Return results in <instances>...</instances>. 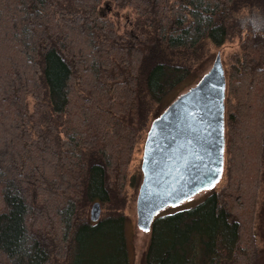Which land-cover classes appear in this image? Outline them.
Here are the masks:
<instances>
[{"label": "trees", "instance_id": "obj_1", "mask_svg": "<svg viewBox=\"0 0 264 264\" xmlns=\"http://www.w3.org/2000/svg\"><path fill=\"white\" fill-rule=\"evenodd\" d=\"M103 3L130 12V32L100 16ZM263 37L264 0H0V264H129L132 153L208 46L234 40L223 183L189 208L159 212L141 264H264L254 240Z\"/></svg>", "mask_w": 264, "mask_h": 264}, {"label": "water", "instance_id": "obj_2", "mask_svg": "<svg viewBox=\"0 0 264 264\" xmlns=\"http://www.w3.org/2000/svg\"><path fill=\"white\" fill-rule=\"evenodd\" d=\"M225 79L219 55L194 86L150 122L142 144L141 181L135 199V225L148 232L154 217L203 191L223 172ZM100 216L98 203L89 222ZM147 229V230H145Z\"/></svg>", "mask_w": 264, "mask_h": 264}, {"label": "rangeland", "instance_id": "obj_3", "mask_svg": "<svg viewBox=\"0 0 264 264\" xmlns=\"http://www.w3.org/2000/svg\"><path fill=\"white\" fill-rule=\"evenodd\" d=\"M100 16H103L109 20H111L118 31L119 34L124 32H130V20L132 19V15L129 11H117L112 8L109 3L102 4L99 8ZM264 38V37H263ZM209 49V57L203 65L194 67L191 75L178 83L175 87H173L167 95L164 96L162 102L160 103L161 109H165L170 103H172L177 97L186 92L192 86L196 84V82L200 79V77L210 68L212 61L216 55H219L220 61L224 71V79H226L228 74V68L230 66V62L228 60V55L237 51L238 49V41L234 40L229 43H224L219 48H214L211 45L208 46ZM253 58V57H252ZM255 58V57H254ZM258 58V57H257ZM226 76V77H225ZM226 83V82H225ZM142 143H139L132 153V158L127 166V179L129 182H126L124 193L127 197L128 203L126 211L124 212L126 215V221L124 225V235L126 239V245L128 250V258L129 264H141V258L143 252L146 247L148 233L139 231L135 225V199L137 194V189L134 190L130 185V179L133 181L138 179L139 175V184L141 181V173H140V160H141V150ZM140 173V174H139ZM223 183L222 178H220L219 182L214 186V189H217L219 185L221 186ZM208 191H203L192 197L191 199L181 203L176 207H169L163 210L160 213L169 214L174 211H179L185 208L191 207L193 204L199 202ZM254 240L257 249L264 250V169H262V176L260 178L259 187L257 191V199L255 206V216H254ZM94 253L86 252L85 255H93Z\"/></svg>", "mask_w": 264, "mask_h": 264}, {"label": "flooded vegetation", "instance_id": "obj_4", "mask_svg": "<svg viewBox=\"0 0 264 264\" xmlns=\"http://www.w3.org/2000/svg\"><path fill=\"white\" fill-rule=\"evenodd\" d=\"M231 68V67H230ZM222 69H223V67H222ZM223 74H225L224 73V71H223ZM228 75V74H227ZM226 77V76H225ZM225 89V88H224ZM230 101L231 102H235V101H237L235 98H234V95H231V98H230ZM223 132H224V110H223ZM263 132H264V128H263ZM142 151V150H141ZM140 167V166H139ZM148 233V239H149V231L147 232ZM148 239H147V241H148ZM147 244V243H146Z\"/></svg>", "mask_w": 264, "mask_h": 264}, {"label": "snow or ice", "instance_id": "obj_5", "mask_svg": "<svg viewBox=\"0 0 264 264\" xmlns=\"http://www.w3.org/2000/svg\"><path fill=\"white\" fill-rule=\"evenodd\" d=\"M145 230H147V229H145Z\"/></svg>", "mask_w": 264, "mask_h": 264}]
</instances>
